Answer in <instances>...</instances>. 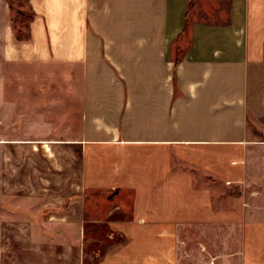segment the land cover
Returning <instances> with one entry per match:
<instances>
[{"label": "crops", "instance_id": "obj_1", "mask_svg": "<svg viewBox=\"0 0 264 264\" xmlns=\"http://www.w3.org/2000/svg\"><path fill=\"white\" fill-rule=\"evenodd\" d=\"M29 5L34 17L19 38L10 1L0 0V150L9 145L12 156L21 142L33 153L43 144L69 149L72 174L64 163L45 172L74 177L67 210L48 215L73 233L0 232V264H85L86 224L102 223L123 241L90 264H264V247L250 246L264 243V227L238 195L264 178V0H231L222 24L189 23L191 0ZM51 65L88 72L89 87L70 91L63 108L72 125L59 128L73 138H14L19 122L49 127L51 108L49 90L21 92L11 75Z\"/></svg>", "mask_w": 264, "mask_h": 264}, {"label": "rangeland", "instance_id": "obj_2", "mask_svg": "<svg viewBox=\"0 0 264 264\" xmlns=\"http://www.w3.org/2000/svg\"><path fill=\"white\" fill-rule=\"evenodd\" d=\"M13 12V22L16 30H18V37L25 38L27 36L28 27L33 19V13L29 5V0H9ZM231 0H191L189 9V23H208V24H222L226 23L230 11ZM181 49L178 50V58L181 56ZM125 72L136 74V65H124ZM31 68V67H30ZM47 72L36 74L20 73L18 75L10 74L9 72L3 78L5 80V87L9 93L11 85L14 88L16 85L9 78L10 75L18 80V90L21 92L25 90H39L46 89L50 91L49 107L51 112L48 114L49 127H40L35 124L31 128H25L24 123H18V127L13 132V137L25 141L26 139H36L49 143H58L59 141H67L73 138L72 128H59L61 125H72V122L63 120V117L73 115L72 113H63V108H67L70 97V91L75 88H88L89 81L87 79L86 66H82L81 70H74L73 67L67 68L63 71L60 66H47ZM116 70V69H115ZM118 72V71H117ZM11 77V78H12ZM17 87V86H16ZM65 93L66 95H64ZM10 99L8 93L6 100ZM22 99V98H19ZM24 99V98H23ZM60 108V109H58ZM59 110V112H58ZM25 113H23V116ZM31 115V113H30ZM66 118V119H67ZM68 120V119H67ZM11 138V129L9 128V113H3V128L2 140L9 141ZM56 141V142H55ZM7 144V143H6ZM0 150V232L3 235H8L11 232H17L19 235L25 234H47V232H54L55 234L71 235L73 233V226H60L58 220L53 219L49 221V213L54 215L64 213L72 199L73 193V178L68 177L58 178L52 174L47 176L45 170H52L58 172V168L66 165L67 170L73 172V164H70L68 153L69 149H59L60 145H49L50 150L39 145L33 153L32 147L19 143L16 145L12 156L9 145H1ZM31 146V145H30ZM52 146H55L54 150ZM51 151L59 153L52 155ZM257 151L254 150L253 153ZM261 153V152H259ZM79 157V150L76 151ZM60 159V160H59ZM62 159V160H61ZM60 165V166H59ZM14 170L12 176L10 170ZM77 169V168H76ZM44 170V175L42 174ZM49 173L51 171H48ZM68 174V171H67ZM35 189V191H34ZM239 190V188H236ZM233 190L229 193L232 195ZM87 195V194H86ZM89 195V194H88ZM87 195V196H88ZM241 195L243 204L246 209L254 215V218L259 221L260 225L264 227V178L255 177L252 182L247 185H241ZM89 203V198H87ZM44 204H50L49 209H42ZM106 204L105 199L101 201L104 208ZM244 206V205H243ZM62 207V208H58ZM11 221L15 222L17 226L11 225ZM50 222L52 224H50ZM263 223V224H262ZM248 228L251 234L258 236L260 233L257 228ZM86 250L85 264H90L93 261L101 259L105 253L115 244H119L123 239L116 235L111 239L110 231L107 224L99 225L86 224ZM260 239V238H259ZM19 245L21 241L18 242ZM253 248H263L264 243L261 240H253L250 242ZM93 250L101 251L96 257L93 255ZM214 264V263H211Z\"/></svg>", "mask_w": 264, "mask_h": 264}, {"label": "trees", "instance_id": "obj_3", "mask_svg": "<svg viewBox=\"0 0 264 264\" xmlns=\"http://www.w3.org/2000/svg\"><path fill=\"white\" fill-rule=\"evenodd\" d=\"M176 64H178V62Z\"/></svg>", "mask_w": 264, "mask_h": 264}]
</instances>
